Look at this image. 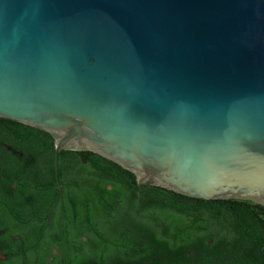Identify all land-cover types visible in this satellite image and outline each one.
<instances>
[{
  "label": "water",
  "instance_id": "obj_1",
  "mask_svg": "<svg viewBox=\"0 0 264 264\" xmlns=\"http://www.w3.org/2000/svg\"><path fill=\"white\" fill-rule=\"evenodd\" d=\"M0 117L52 135L57 179L89 150L264 204V0H0Z\"/></svg>",
  "mask_w": 264,
  "mask_h": 264
},
{
  "label": "trees",
  "instance_id": "obj_2",
  "mask_svg": "<svg viewBox=\"0 0 264 264\" xmlns=\"http://www.w3.org/2000/svg\"><path fill=\"white\" fill-rule=\"evenodd\" d=\"M0 133L7 140V156L0 158L20 165L21 152L53 163L54 139L48 132L0 117ZM85 153L92 170L81 196H68V208L72 222L81 227L77 233L88 237V251L79 253L75 242H60L61 255L51 254V264H264V204L196 198L139 185L133 172L94 152ZM109 183L112 190L106 188ZM65 195L64 189L62 198ZM39 232L29 230L36 246L32 241L19 246L13 240L8 259L0 264H25V258L28 264H47L50 247L37 243Z\"/></svg>",
  "mask_w": 264,
  "mask_h": 264
},
{
  "label": "flooded vegetation",
  "instance_id": "obj_3",
  "mask_svg": "<svg viewBox=\"0 0 264 264\" xmlns=\"http://www.w3.org/2000/svg\"><path fill=\"white\" fill-rule=\"evenodd\" d=\"M8 149L11 150V146H8ZM85 151L89 150H65L64 155L58 160V179L55 160L52 163L50 159L32 158L21 152L20 165L12 159L0 158L1 261L8 259L6 252L13 249L11 243L13 240L19 246H24L30 241L33 242L32 246L35 245L29 237L31 227L40 230L37 243L43 242L45 247H50L46 252L47 264L52 262L51 254L61 255L57 246L60 242L66 244L75 242L79 253L88 251L86 248L88 237L81 232L77 233L78 228L81 227L72 222L73 218L70 217L71 211L68 208L71 203L68 196L78 198L81 196L92 170ZM5 155L7 156V140L3 139V134L0 133V156ZM13 178H15L14 182L11 181ZM58 182L61 183L62 188L60 196ZM56 188L57 195L54 197ZM106 188L112 190L113 185L109 183ZM64 189L66 195L62 198ZM22 197L25 199L24 202L15 207V202H19ZM59 228L63 232L58 231ZM5 234L7 238L2 239ZM28 262L25 258V264Z\"/></svg>",
  "mask_w": 264,
  "mask_h": 264
}]
</instances>
